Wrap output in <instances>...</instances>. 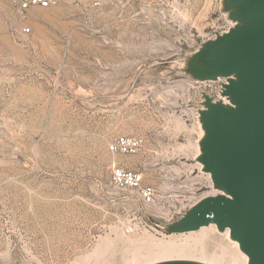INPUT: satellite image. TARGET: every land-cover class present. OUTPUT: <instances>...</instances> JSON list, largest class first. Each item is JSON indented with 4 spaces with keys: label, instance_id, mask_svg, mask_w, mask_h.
<instances>
[{
    "label": "rangeland",
    "instance_id": "obj_1",
    "mask_svg": "<svg viewBox=\"0 0 264 264\" xmlns=\"http://www.w3.org/2000/svg\"><path fill=\"white\" fill-rule=\"evenodd\" d=\"M23 16L0 0V264H123L148 241L236 255L206 213L232 198L221 129L256 109L243 42L264 0H55ZM120 137L138 150L108 152ZM115 168L154 203L115 188Z\"/></svg>",
    "mask_w": 264,
    "mask_h": 264
},
{
    "label": "water",
    "instance_id": "obj_2",
    "mask_svg": "<svg viewBox=\"0 0 264 264\" xmlns=\"http://www.w3.org/2000/svg\"><path fill=\"white\" fill-rule=\"evenodd\" d=\"M253 30L247 31L249 39L243 42L247 47L243 56L251 62L248 71L264 65V33ZM250 73L252 75L246 88L252 91L250 103L256 109L250 107L247 118H240L221 129L225 133V141L220 146L225 153L222 160L227 170L225 184L229 192L234 189L237 191L239 203L231 199L222 200L209 207L206 214H216L214 219H218V223L233 225L243 234L251 250H255L257 244L264 252V128L254 122V113L264 111V71L261 69L258 74ZM239 123L250 131V135L253 134L251 139L241 138Z\"/></svg>",
    "mask_w": 264,
    "mask_h": 264
},
{
    "label": "bare ground",
    "instance_id": "obj_3",
    "mask_svg": "<svg viewBox=\"0 0 264 264\" xmlns=\"http://www.w3.org/2000/svg\"><path fill=\"white\" fill-rule=\"evenodd\" d=\"M254 30L255 31L258 30V32L264 33V26L261 27L260 29L254 28ZM261 69L262 71H264V65L255 66L253 68H250L249 70L254 74H258ZM254 117H255L254 122L259 127L264 128V111L262 112L261 110L259 113L258 112L254 113ZM238 126H239L238 130L240 132V136L243 140L249 137H250L249 139H251L253 137L252 136L253 134L250 135V131L247 130L243 124L239 123ZM230 193L232 197L231 200L234 203H239L237 191L234 189ZM216 223L219 225H216V227L215 225H210L209 230H213L216 228L218 230H221V228L222 229L226 228L227 229L226 238H228L233 243L232 246L237 251L236 255H229L226 250H224L222 247L221 248L219 247L220 256L211 255L209 259H206L203 250L202 249L200 251L197 250L198 247L197 244L190 246L189 243L187 242L177 243L176 241L175 242L148 241V243H141L138 244L137 247L135 246V248H131L130 250H127V252H125V256L122 258V263L123 264H222L223 257L229 255V257L231 258L229 264H263L264 252L257 244H255L256 246L255 250H250V251L244 250L245 247L244 243H248L246 239L245 240L237 239L230 225L228 224L224 225L218 222ZM201 231H202L201 233H204V235L203 234L202 235L205 238L206 237L205 230H201ZM245 231L247 235L250 237V239H252L249 231L246 229ZM149 239L150 238H146V240ZM189 249L191 251L190 254L187 255L186 253ZM94 255L96 261L94 264H110L106 260L103 251L98 254L97 252H95Z\"/></svg>",
    "mask_w": 264,
    "mask_h": 264
},
{
    "label": "built area",
    "instance_id": "obj_4",
    "mask_svg": "<svg viewBox=\"0 0 264 264\" xmlns=\"http://www.w3.org/2000/svg\"><path fill=\"white\" fill-rule=\"evenodd\" d=\"M94 9H101L105 3L112 0H87ZM10 4L22 16L31 7L46 8L55 4V0H9ZM30 29L21 28L22 35H28ZM139 141L134 138L120 137L108 146V152L118 154H134L139 148ZM111 184L115 188L138 192L139 198L144 205H152L155 201V189L151 186H142L143 177L140 172L115 168L110 175Z\"/></svg>",
    "mask_w": 264,
    "mask_h": 264
}]
</instances>
